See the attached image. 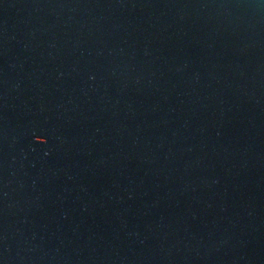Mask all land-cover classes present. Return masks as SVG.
I'll return each mask as SVG.
<instances>
[{
	"label": "water",
	"instance_id": "obj_1",
	"mask_svg": "<svg viewBox=\"0 0 264 264\" xmlns=\"http://www.w3.org/2000/svg\"><path fill=\"white\" fill-rule=\"evenodd\" d=\"M0 264H264V0H0Z\"/></svg>",
	"mask_w": 264,
	"mask_h": 264
}]
</instances>
